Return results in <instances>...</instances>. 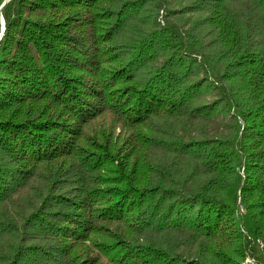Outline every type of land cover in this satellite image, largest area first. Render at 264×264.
Wrapping results in <instances>:
<instances>
[{
	"label": "trees",
	"instance_id": "trees-1",
	"mask_svg": "<svg viewBox=\"0 0 264 264\" xmlns=\"http://www.w3.org/2000/svg\"><path fill=\"white\" fill-rule=\"evenodd\" d=\"M2 29L0 264H264V0H0Z\"/></svg>",
	"mask_w": 264,
	"mask_h": 264
},
{
	"label": "built area",
	"instance_id": "built-area-1",
	"mask_svg": "<svg viewBox=\"0 0 264 264\" xmlns=\"http://www.w3.org/2000/svg\"><path fill=\"white\" fill-rule=\"evenodd\" d=\"M258 243L261 248L264 247L263 240H259ZM244 264H262V263L257 258L247 255L244 259Z\"/></svg>",
	"mask_w": 264,
	"mask_h": 264
},
{
	"label": "water",
	"instance_id": "water-1",
	"mask_svg": "<svg viewBox=\"0 0 264 264\" xmlns=\"http://www.w3.org/2000/svg\"><path fill=\"white\" fill-rule=\"evenodd\" d=\"M2 22H3V24H4V19H2ZM3 30H4V29H2V31L0 32V39H1L2 35H3Z\"/></svg>",
	"mask_w": 264,
	"mask_h": 264
}]
</instances>
